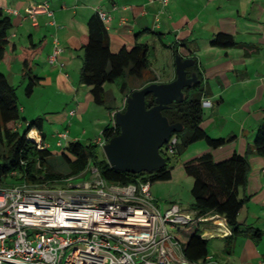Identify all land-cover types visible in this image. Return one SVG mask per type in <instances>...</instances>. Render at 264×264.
<instances>
[{"label":"crops","instance_id":"obj_1","mask_svg":"<svg viewBox=\"0 0 264 264\" xmlns=\"http://www.w3.org/2000/svg\"><path fill=\"white\" fill-rule=\"evenodd\" d=\"M41 2L48 3L52 16L37 14L36 26H33L24 16V10L30 4ZM0 7L17 13L10 14L12 39L16 45L45 39L42 52L32 65L33 74L41 78L36 87L54 88V93L62 100L59 112L51 113L53 115L46 119L56 132L50 140L45 132L41 133L48 150L50 144L58 145L60 133L66 135L58 145L61 149L70 141L92 143L105 125L113 123L114 114L124 107L129 91L141 88L151 78L156 83L173 80L175 55L192 59L193 64L186 68L187 75L196 72L190 68L194 66L199 72L200 84L207 79L217 84L216 90L203 88L200 98L208 101L209 106L203 107L201 127L209 137H231V140L213 150L203 143L199 150L182 158V163L205 152H210L214 161L225 160L233 153L247 152L249 169L243 191L247 199L238 211L237 220L242 226H251L264 233V159L257 156L253 148L254 132L264 119V0H168L166 5L159 0H0ZM97 11L108 17L103 23L109 49L114 54L122 47H131L135 35L146 30L137 42L148 46L149 68L142 82L139 80L138 86L121 93L114 106L106 104L105 99L104 105L92 102L89 88L79 82L82 58L79 35L85 31L87 18ZM217 33L232 35L237 45L227 49L211 46L210 40ZM54 39L61 52L58 62L49 65L46 58ZM152 53L162 57L161 65L151 60ZM21 110L23 118L30 119L25 107ZM42 123L41 120V127ZM174 203L190 206L170 202ZM201 231L207 240L228 242L230 235L220 216L204 222ZM235 240L234 246L239 249L238 263L258 264L264 260V254L257 251V240H264V236L259 239L238 236ZM217 248L225 252L223 244L217 243ZM208 256L211 257L209 253Z\"/></svg>","mask_w":264,"mask_h":264},{"label":"trees","instance_id":"obj_2","mask_svg":"<svg viewBox=\"0 0 264 264\" xmlns=\"http://www.w3.org/2000/svg\"><path fill=\"white\" fill-rule=\"evenodd\" d=\"M13 24L9 14L0 7V62L7 68L10 65L11 54H15L21 66V75L26 79L24 93L30 96L33 88L41 79L33 74L34 58L42 52L45 39L33 43L16 45L12 39ZM146 31V30H145ZM141 30L135 35L134 44L112 53L109 49V37L104 23L97 13L87 18L85 31L79 35V44L82 51L79 82L89 88L92 102L104 105V86L116 81L125 75L142 80L149 68V49L144 43L137 42ZM210 45L216 48L227 49L237 45L230 34L217 33L210 40ZM196 71L198 83L189 89H183L184 98L179 103H171L162 110V114L171 124L179 123L182 128L171 137L176 138L173 151L168 153L163 146L160 155L165 159V165L150 173L136 174L115 171L110 168L103 154L92 143L81 144L79 141H70L63 147L58 156L63 158L65 172H59L57 164L52 166L48 159L52 153L47 147L40 148L28 137L31 129L41 127V119L25 121L20 116L15 88L0 74V186H10L14 183L27 182L31 184L59 183L64 179L81 174L88 163L94 165L105 182L118 185L133 184L137 181H168L171 179V162L174 157L180 156L191 144L202 141L209 150L217 149L231 140L229 138H211L201 127L203 108L201 106L202 84L199 81V72ZM148 79L145 83L154 81ZM121 93L127 90L123 83L119 86ZM133 91V90H131ZM129 91L127 94H129ZM145 106L153 105L151 95L146 96ZM125 107V105H124ZM124 107L121 111L124 110ZM23 127V130L19 129ZM119 128L107 124L101 132L105 141L116 135ZM42 136V134H40ZM43 142V138H40ZM254 153L264 159V119L257 126L253 135ZM248 153L242 155L233 153L227 159L214 161L210 152H205L195 158L182 163V168L188 177H191V203L189 209L197 216L215 214L222 217L230 231L228 243L238 236H249L259 239L264 236L262 231L251 226H242L237 220V214L247 197L244 196L248 174ZM178 241L183 257L189 262H201L208 256V241L201 237L199 222L193 221L178 227L173 233Z\"/></svg>","mask_w":264,"mask_h":264},{"label":"built area","instance_id":"obj_3","mask_svg":"<svg viewBox=\"0 0 264 264\" xmlns=\"http://www.w3.org/2000/svg\"><path fill=\"white\" fill-rule=\"evenodd\" d=\"M96 13L102 22L108 19L105 13ZM37 14L52 16L47 2L24 10L33 26ZM60 52L54 39L46 62L55 65ZM201 106L208 107L209 102L201 100ZM37 131L31 129L28 137L38 147H47ZM65 138V133L58 134L57 144ZM168 140L164 147L171 153L176 138ZM105 142L100 135L92 144L102 150ZM151 196L148 181L124 186L105 182L92 163L59 183L0 186V264H219L210 256L187 261L173 235L178 227L196 221L201 228L218 215L197 216L175 203L160 211Z\"/></svg>","mask_w":264,"mask_h":264},{"label":"water","instance_id":"obj_4","mask_svg":"<svg viewBox=\"0 0 264 264\" xmlns=\"http://www.w3.org/2000/svg\"><path fill=\"white\" fill-rule=\"evenodd\" d=\"M193 60L174 56L175 78L169 82H151L131 91L125 98L123 111L114 114V125L119 128L102 147L110 168L127 173H150L165 165L160 149L169 137L181 130L179 123H169L162 110L184 98L183 89L198 83L195 73L187 75L186 68ZM151 95L153 105L145 106L146 96Z\"/></svg>","mask_w":264,"mask_h":264},{"label":"rangeland","instance_id":"obj_5","mask_svg":"<svg viewBox=\"0 0 264 264\" xmlns=\"http://www.w3.org/2000/svg\"><path fill=\"white\" fill-rule=\"evenodd\" d=\"M17 42V39L15 40ZM38 56H36L37 58ZM151 60L153 59L156 64L162 63V57L158 53H152L150 56ZM213 58V57H212ZM0 74L4 75L7 78L8 82L15 88V93L17 97V103L19 106L20 116L23 118L22 114V106L25 107L28 120H33L35 118H40L42 120V127L38 129L37 132L46 133V138L50 140L52 134L56 131L54 126H51L49 122L46 120L49 116L53 115L51 113L59 112L62 106L61 97L58 96L57 93H54V88H44L36 86L33 88V92L30 96H26L24 93V88L26 85V79H24L21 75V66L17 62L15 54H11L10 65L7 68L4 66V63L0 62ZM142 82V80H140ZM207 82V83H206ZM125 84L127 89L134 88V86L139 85V80L125 75L124 77L118 79L116 83H108L105 85V102L109 106H114L116 101L120 99V90L119 86L121 84ZM202 88L210 87L212 90H216L217 84L215 80L207 79L202 83ZM136 88V87H135ZM208 111H204V116L206 117ZM211 128V127H210ZM209 128V129H210ZM23 130V127L19 129ZM213 131L214 129H210ZM216 137V136H215ZM211 138H214L211 136ZM215 139V138H214ZM85 142V141H84ZM203 145L202 141H198L196 143L191 144L185 152L182 153L181 156H176L172 159L171 162V179L168 181H156L150 184V192L153 197L154 204L158 207L160 211H164L170 202H178L184 206H188L191 203L190 196V187L192 184L191 177H188L183 168H182V158L190 156L196 150H199L200 146ZM204 147V146H203ZM49 151L52 152V156L48 159V162L52 166L57 164L59 166L56 169L59 172H65L66 167L63 163V158L60 156H56L54 154L59 155L61 151L60 146L55 145L54 143L50 144ZM99 154H103L101 149H98ZM81 179H76L73 181L79 182ZM14 184H17L14 183ZM11 186V185H10ZM236 238L232 239L230 243L217 239H210L208 241V253L213 257V259L219 264H240L237 259V251L239 250L234 246ZM218 244H223L225 246V252L222 253L220 249L217 248ZM257 251L260 254H264V240H257Z\"/></svg>","mask_w":264,"mask_h":264},{"label":"bare ground","instance_id":"obj_6","mask_svg":"<svg viewBox=\"0 0 264 264\" xmlns=\"http://www.w3.org/2000/svg\"><path fill=\"white\" fill-rule=\"evenodd\" d=\"M221 226V225H220Z\"/></svg>","mask_w":264,"mask_h":264}]
</instances>
